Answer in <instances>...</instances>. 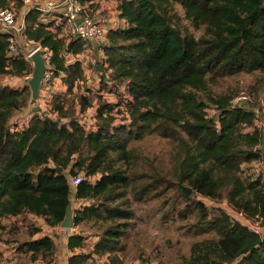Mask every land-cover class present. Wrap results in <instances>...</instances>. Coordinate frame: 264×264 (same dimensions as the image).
<instances>
[{"label":"trees","instance_id":"trees-1","mask_svg":"<svg viewBox=\"0 0 264 264\" xmlns=\"http://www.w3.org/2000/svg\"><path fill=\"white\" fill-rule=\"evenodd\" d=\"M8 1L0 0V8ZM94 1L81 0L89 8ZM176 4L194 29L203 27L199 37L183 28ZM21 6L17 0L16 8ZM117 9L127 28L110 30L95 44L102 54L93 71L98 73L97 64L102 65L106 78H101V88L107 87L119 100H98L95 129L76 119L91 107L84 95L72 104L55 96V118L30 112L24 126L11 129L13 113L26 104L28 86L0 84V218L32 214L50 226L59 225L71 197L69 178L82 173L75 197L93 202L75 210L74 224H98L92 252L106 256L107 262H97L90 252L70 256L69 264H123L121 239L133 218L127 189L143 201L172 184L159 175L141 182L138 178L147 174H128L133 155L128 144L156 133L176 142L173 179L192 188L189 196L181 190L177 196L184 203L183 216L196 218L188 230L216 235L192 244L188 264H264V236L238 259L249 240L244 223L264 224V179L241 168L264 157L259 150L262 131L256 124L261 113L252 105L232 107L240 89L226 79L241 72L264 74V0H120ZM42 17L41 10L29 9L23 34L51 49L56 73H65L63 82L70 92L84 78L85 68L78 57L65 62L61 53L80 56L91 43L59 38L49 28L53 23ZM10 36L0 32V76L20 77L31 67L21 46L8 56ZM246 92L264 100V75L246 86ZM115 105L125 114L117 124L104 116ZM253 106L262 109L259 103ZM92 176H97L94 182ZM202 198L227 202L242 220L220 208L210 213ZM83 240L79 234L70 235L67 246L80 247ZM17 250L31 252L32 260H49L55 247L45 235L21 242Z\"/></svg>","mask_w":264,"mask_h":264},{"label":"rangeland","instance_id":"rangeland-1","mask_svg":"<svg viewBox=\"0 0 264 264\" xmlns=\"http://www.w3.org/2000/svg\"><path fill=\"white\" fill-rule=\"evenodd\" d=\"M175 9L181 16L180 20L183 28H187V30L195 37H199L203 33V27L194 29L190 22L184 17L183 10L178 4L175 5ZM19 15L20 12H18V16ZM18 46H21V49L24 52L28 47L24 44L23 40H19ZM29 66L33 68L30 64ZM263 75L264 74L259 71H253L250 73L241 72L228 76L226 79L231 86L239 88L240 91L249 94L250 92H246V86L252 84L257 77H262ZM103 77L106 78V74H104ZM85 82L87 83L78 85L70 92L67 90L66 93L61 91L63 95H60V97L64 98L68 104H72L77 102L80 95H84L88 97L89 106L93 107V110L95 109L94 106L97 107L98 100L111 102L112 104L118 102L119 99L115 93L107 91V87H105V89L101 88V86L103 87L104 85H101V75L98 73L92 70ZM15 83V78L10 77L9 75L0 76L1 85L12 87L15 86ZM249 95L250 98L252 97L250 105L253 106L259 103L262 108V114L259 115L256 124L257 128L264 132V100L262 98L254 97L252 93ZM26 98V106L24 105L23 108L18 109L13 113V117L8 124L9 128L14 129L25 125L29 113L27 108L28 101L30 100L29 87L26 91ZM123 109H121V112ZM93 110H89L91 116L94 114ZM48 111V108H40V113L42 114H48ZM208 112L211 116L215 114L212 108H209ZM121 121L122 118H119V121L117 120L115 123H120ZM176 145V142L160 137L156 133L146 134L142 139L133 140L128 144V148L133 150L132 161L128 167V174H130V176H139L144 173L148 176H140V178H138L139 181L149 182L150 179L159 175L163 179L170 181L172 184L168 185L162 194L157 192V195H155L156 190L152 191L151 194H154L155 196L143 201L134 199L131 190L127 189L126 198L133 210V218L129 221L126 234L121 239L123 251L120 253V256L123 264H188L193 243L202 242L203 239L216 237L213 232L194 234L188 230V227L193 224L196 218L193 215L183 216L185 214L181 212L184 203L177 197L180 188L178 182L173 179L175 166L173 155L177 150ZM202 200L209 208L210 213L217 208H220L234 219L235 214L232 212L227 202L204 198H202ZM165 212L167 213L166 215ZM244 224L247 225V223ZM261 224L264 226L263 223ZM23 227L24 225L21 226L20 229V237L21 234L24 233ZM12 229L13 227L10 228V230ZM77 230H86L89 239L99 234L98 224H82ZM0 236H2L3 241L7 242L5 243V246L7 245L6 251L8 252L6 256L8 258H6V260L11 263V257L18 254L16 252L15 242L10 241L11 238H13L12 234L10 231L8 233L1 232ZM3 252L4 250H0V254ZM19 256V260L13 264L25 261L26 257H24V255L19 254ZM0 262L2 261L0 260Z\"/></svg>","mask_w":264,"mask_h":264},{"label":"built area","instance_id":"built-area-1","mask_svg":"<svg viewBox=\"0 0 264 264\" xmlns=\"http://www.w3.org/2000/svg\"><path fill=\"white\" fill-rule=\"evenodd\" d=\"M22 6L20 9L16 8L17 0H9L8 4L0 8V32H6L11 34L9 38L8 56H14L18 49L19 40H23L24 44L28 47L23 52L24 59L33 66V62L30 58L31 54L36 50L42 51V57L45 65L44 74L42 77V83L39 93L38 101L41 102L43 106L41 108H48V114L37 112L39 115L48 116L51 118L56 117V113L53 111L51 103L52 99L59 95L61 92L60 86L63 84V78L65 73L59 71L56 73V68L53 64V53L51 49L47 46H42L39 42H34L27 40L23 34L24 31V16L26 12L31 8H36L42 11L43 14L52 15L53 25H49V28L57 34L59 38H63L65 41L70 39L81 38L87 40L91 44L101 43L105 40L107 35V30L105 28L104 15L102 13L94 12L93 8L87 7L81 0H21ZM43 1V4H41ZM19 10V11H18ZM26 10V11H25ZM18 12L20 15L18 16ZM43 18V17H42ZM43 22H51L50 20ZM86 52L82 53L80 56H74L69 52H62L61 56L64 57L65 62L74 61L77 57L82 61L85 68V76L82 80L75 82L74 88L80 84L87 83L88 72L87 70V60ZM32 70L25 71V73L20 76H10L15 78L16 83L12 88L21 89L24 85H27L28 80L32 76ZM60 73V75H59ZM57 79H60L57 82ZM22 83V84H21ZM46 92V93H45ZM252 98V97H251ZM250 95L244 91H240L231 100L232 107H239L243 109H248L251 106L252 99ZM45 106V107H44ZM255 113H261V109L256 106H251ZM94 114L89 113V110H85L76 115V119L89 129H95L98 126L97 119ZM89 113V114H88ZM104 116L113 117V123L119 118L125 117V114L121 112L120 106H113L111 110L104 113ZM127 116V115H126ZM123 119V118H122ZM117 124V123H115ZM244 171H250V174L260 175L264 179V160L256 159L252 162H244L241 165ZM83 174L79 173L76 176L69 178V187L71 191H74L76 185L82 181ZM232 210V209H231ZM232 212L235 214V220H242V215L237 214L234 210ZM252 231L259 233L261 236V223L259 221L247 222V225Z\"/></svg>","mask_w":264,"mask_h":264},{"label":"crops","instance_id":"crops-1","mask_svg":"<svg viewBox=\"0 0 264 264\" xmlns=\"http://www.w3.org/2000/svg\"><path fill=\"white\" fill-rule=\"evenodd\" d=\"M120 0H95L92 4V8L94 9L93 11L96 13H102L105 17L104 22H105V28L107 30V33L110 30H115V29H125L127 28V22L125 19L121 18L119 16V11H118V5H119ZM41 4H43V1H41ZM26 11V10H25ZM53 16L50 14H43L44 21L50 20L51 22H54L52 20ZM99 45L91 44V46L87 47L86 50V60H87V72L88 76L90 75V72L93 70V66L95 63L99 60L100 55L102 54V50L99 48ZM100 64V63H98ZM97 64V65H98ZM103 70V67H102ZM101 71L98 72L101 73V78L105 73ZM60 75V73H59ZM87 76V77H88ZM60 79H57V82ZM60 86L61 91L66 93V86L64 82ZM76 88V87H75ZM74 88V89H75ZM60 92V95H63V93ZM64 93V94H65ZM64 99V98H63ZM65 101V100H64ZM43 106L40 101H37V105L33 107L31 110H28V112H38ZM28 108V107H27ZM96 108V106H94ZM87 110H93V107H88ZM28 113V114H29ZM60 122H67L69 118H58ZM97 179V176H92L90 177V181L94 182ZM70 199L72 200V209L73 213L75 215V210L78 209L79 207L83 205H87L92 203L93 201L91 200H85V199H79L75 197V190L71 191V197ZM25 219V220H24ZM82 224H90V222H82L77 225L73 224L72 228L70 229H63L59 225H54L50 226L44 222V220L40 217L33 216L32 214H19L17 216H10V217H5V218H0V234L1 232L10 233L12 234V237L10 241L15 242L16 245V252L18 254H15L12 259V264L14 262H17L19 260V254L24 255L25 261L24 262H19L18 264H69V257L72 255L76 254H86L90 253L93 250V247L98 240V235L94 236L93 238L89 239V236H87L86 230H77V228L82 225ZM23 231L25 233L21 234V237L19 236L21 226H23ZM13 227L12 230L10 228ZM34 228H38L39 230L32 233V230ZM18 229V233L16 230ZM74 234H79L84 237L83 240V245L80 247H74L73 249H70L67 246L68 243V237L70 235ZM261 234L264 236V226L261 225ZM49 236L53 242H54V247L55 251L52 256H50L49 260L42 259L41 257H37L36 259L32 260L31 259V252H25V250L19 251L17 248L19 247L20 243L25 241V240H34L43 236ZM6 241L2 240V236H0V250H4L2 254H0V264H11L10 262H7L6 257L7 256V245L5 246ZM5 257V258H4ZM92 259H95L97 262L100 261L99 263H104L107 262V257L106 256H97L93 254L92 252ZM90 259V261L92 260Z\"/></svg>","mask_w":264,"mask_h":264},{"label":"water","instance_id":"water-1","mask_svg":"<svg viewBox=\"0 0 264 264\" xmlns=\"http://www.w3.org/2000/svg\"><path fill=\"white\" fill-rule=\"evenodd\" d=\"M30 58L33 62V70H32V76L27 82V85L30 89V100L28 101V110H31L33 107L37 105L41 83H42V77L45 69L41 50H36L35 52H33ZM97 68L99 71H101L102 65L98 64ZM259 150L261 152H264V132H262L261 134V145L259 147ZM58 170H60V168H58ZM178 184L181 192L184 195L189 196L192 193L191 187L183 185L181 183ZM73 224H74V213L72 209V200L70 199L65 208L64 217L62 221L59 223V226L63 229H70L72 228ZM245 230L249 237V240L247 244L239 251L238 259L243 255H245L247 252H249L253 247L257 246L263 241V238L259 233L252 231L247 226H245Z\"/></svg>","mask_w":264,"mask_h":264}]
</instances>
